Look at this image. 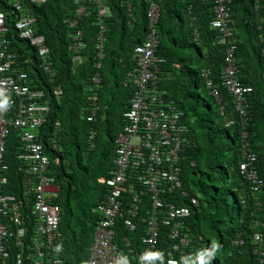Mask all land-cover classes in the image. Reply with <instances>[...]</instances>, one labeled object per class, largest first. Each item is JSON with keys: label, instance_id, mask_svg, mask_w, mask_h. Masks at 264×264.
Masks as SVG:
<instances>
[{"label": "trees", "instance_id": "trees-1", "mask_svg": "<svg viewBox=\"0 0 264 264\" xmlns=\"http://www.w3.org/2000/svg\"><path fill=\"white\" fill-rule=\"evenodd\" d=\"M65 2H23L26 13L37 18L36 31L46 37V46L51 50L54 79L64 91L62 98L56 99L50 73L41 67L37 49L18 37L14 27L16 12L10 14L12 5L0 0V9L10 14L8 37L16 57L14 66L29 74L33 87L45 91L52 104L40 133L52 162L50 175L56 178L60 188L55 203L61 207L58 254L63 264L89 263L100 221L99 208L106 203L110 192L102 180L110 178L114 168L117 146L113 128L117 125L122 132L126 125L125 113L135 89L127 84L128 73L136 66L133 60L136 46L151 32L149 10L153 2L160 8L155 24L159 40L156 57L160 60L157 88L167 102L175 103L184 112L183 120L190 130V143L184 147L180 163L181 184L172 183L162 197L165 204L191 210L182 226L190 245L180 264H198V254L210 250L213 243L219 247L210 264H264V0L226 3L232 16L228 26L236 37V41L228 42L222 41L223 33L212 26L216 18L213 0H106L110 18L104 33L105 57L100 68L97 47L103 29L99 7L87 0V15L73 28L67 20L75 18L80 6L71 0L64 17L61 12ZM129 3L135 7L132 19ZM78 31H83V45L71 36ZM234 45H237L241 83L252 88L243 100L246 117L224 85L227 51ZM67 48L74 50L70 54ZM75 56L80 62L74 63ZM205 71H210L214 87L208 86ZM97 74L103 82L95 90L92 80ZM121 77L127 81L123 86ZM214 90L219 92L218 97ZM117 94L122 97L116 99ZM89 97H96L99 107L94 122L88 121L93 102ZM112 101L119 107L116 115L111 114ZM56 121L62 124L59 151L52 144ZM92 133L95 138L91 141ZM15 135L12 132L7 142L9 185L5 192L23 199L24 165L17 159L20 145ZM104 142L110 143L109 146ZM249 155L256 156L248 172H258L257 183L248 178V173L242 174L241 165L248 162ZM150 199L147 193L135 219L138 224L135 233L124 225L131 198L126 195L123 199L126 206L118 219L115 244L127 264H144L139 256L144 248L140 240L150 218ZM193 199L199 201V206L192 204ZM22 212L28 221L30 205L25 204ZM32 225L28 226L24 264L31 263ZM169 232V227L162 228L156 264H168L167 255L173 243ZM124 238L131 239L132 246H126ZM240 240L243 243L237 244ZM18 251L13 249L10 258L0 264H16Z\"/></svg>", "mask_w": 264, "mask_h": 264}, {"label": "built area", "instance_id": "built-area-1", "mask_svg": "<svg viewBox=\"0 0 264 264\" xmlns=\"http://www.w3.org/2000/svg\"><path fill=\"white\" fill-rule=\"evenodd\" d=\"M12 3L16 12L14 27L18 37L27 41L37 49L41 67L51 73L50 49L46 46V38L37 35L35 28L38 20L26 13L24 0H4ZM45 4L48 0H30ZM87 0H76L80 6L72 20V27L78 26L89 10ZM98 6V17L105 29L109 11L105 6L106 0H88ZM128 1V0H127ZM208 1V0H203ZM216 4L214 11L216 18L212 26L220 29L224 37L222 41L234 39V33L228 26L232 23L231 10L226 3L230 0H213ZM11 5V4H10ZM135 10L133 3H129L128 11ZM10 13V12H9ZM159 17V7L153 2L149 12L152 32L145 42L138 45L134 60L136 66L129 73L134 89L129 110L125 113L126 125L118 141L114 168L110 178L104 183L109 187L106 203L99 208L101 221L95 233L90 249L89 264H120L122 254L115 244L117 223L122 216L126 195L130 196L132 203L128 209V217L124 219L125 227L135 233L138 218L144 203V197L150 194L152 207L150 218L146 224L145 234L141 237L143 245L139 254L144 264H156L158 258H146L149 254L158 253L156 248L160 242L162 228H170V238L173 241L167 255L168 264H180L185 259L186 248L190 245L189 236L183 232V220L191 215L188 207H179L174 204H165L163 195L168 192L171 184L180 186L181 159L184 147L189 144V127L183 120L185 114L175 103L167 102L163 93L157 88L158 63L156 57L158 39L154 28ZM10 14L0 9V102L5 98L8 105L0 108V263L10 258L13 249H21L27 240L28 226L33 224L35 244L32 245L30 264H63L58 254L60 239L61 207L55 203L59 194L56 178L50 175L52 165L50 157L42 143L40 130L45 126L48 115L52 111L47 94L43 90L34 89L29 83V76L20 72L14 66L15 54L11 50L9 39ZM74 40L83 45V31L73 34ZM97 47L100 51L99 60L103 59V39ZM227 40V41H226ZM237 46L230 47L227 51L224 85L235 97L237 108L243 116H247L243 102L245 95L252 92V88L244 86L238 78L236 66ZM101 67V64L98 65ZM207 84L214 87L210 79V71H205ZM53 74L51 79L53 81ZM93 84L100 88L102 78L97 74ZM53 96L61 99L63 89L58 86L53 88ZM219 96L217 90L213 91ZM99 107L96 103L92 106L89 122H94ZM62 124L56 121L52 136L53 149L60 150L58 141ZM12 132H16L19 150L17 159L24 165V194L23 199L15 194L6 193L9 185L7 173L9 165L6 163L7 142ZM95 138L92 133L90 140ZM248 162L241 165L242 174L248 173V178L257 183L258 172H248V167L256 161L255 155L248 156ZM172 184V185H173ZM126 194V195H125ZM187 195V194H186ZM124 196V197H123ZM30 205L29 220L26 221L22 209L25 204ZM194 206H199V201L192 200ZM257 239L259 237L257 236ZM126 246H132L131 239H123ZM242 244L243 241L236 242ZM134 251L131 250V253ZM16 264H24L22 253L16 255Z\"/></svg>", "mask_w": 264, "mask_h": 264}, {"label": "clouds", "instance_id": "clouds-1", "mask_svg": "<svg viewBox=\"0 0 264 264\" xmlns=\"http://www.w3.org/2000/svg\"><path fill=\"white\" fill-rule=\"evenodd\" d=\"M159 7V6H158ZM13 9V6L11 7V9H10V14L12 13V10ZM159 10H160V8H159ZM149 12H150V10H149ZM132 13H134V11L132 12ZM15 15V17H14V19L16 18V14H14ZM130 15V19H132L133 18V15L130 13L129 14ZM75 17V16H74ZM108 18L109 17H107V20H108ZM159 18V17H158ZM107 20L105 21V24L104 25H106V23H107ZM67 23L68 24H70L71 25V27H72V25H73V21H71L70 19H68L67 20ZM73 28H75V27H73ZM150 28H151V32H152V27H151V24H150ZM154 28H155V26H154ZM156 29V28H155ZM151 32L148 34V36L145 38V40L143 41V42H145L146 40H147V38L149 37V35L151 34ZM156 35H157V33H156ZM74 37V36H73ZM157 39H158V37H157ZM75 41V40H74ZM159 41V40H158ZM233 41H236V37H235V35H234V39H233ZM142 42V43H143ZM141 43V44H142ZM140 45V44H139ZM138 46V45H137ZM137 46H136V48H137ZM237 46V45H236ZM136 48H135V50H136ZM135 55H136V52L134 51V57H135ZM235 56H236V54H235ZM134 57H133V60H134ZM135 61V60H134ZM226 65V64H225ZM236 66L238 67V70H239V73H240V65H239V61H238V58H236ZM227 68V67H226ZM225 72V71H224ZM239 73H238V78H239V80H240V76H239ZM29 76V75H28ZM101 77V76H100ZM128 81H130V78H129V74H128ZM157 81V80H156ZM241 81V80H240ZM128 84V83H127ZM128 85H130V84H128ZM229 91V90H228ZM3 95V93L2 92H0V96H2ZM8 103H9V101L5 98L2 102H0V108H4V107H6L7 105H8ZM184 113V112H183ZM98 230V229H97ZM218 245L217 244H215V243H213L212 244V246H211V249L210 250H205V251H202V252H200L199 254H198V257H197V259H198V264H210V262L212 261V259L215 257V252H216V250L218 249ZM160 257V253H155V254H149L148 255V257H146V258H151V259H156V258H159ZM120 264H127V259L126 258H122V260H121V262H120Z\"/></svg>", "mask_w": 264, "mask_h": 264}, {"label": "crops", "instance_id": "crops-1", "mask_svg": "<svg viewBox=\"0 0 264 264\" xmlns=\"http://www.w3.org/2000/svg\"><path fill=\"white\" fill-rule=\"evenodd\" d=\"M159 11H160V10H159ZM128 13L130 14L129 11H128ZM131 14L133 15L134 13H131ZM108 17L110 18V14H108ZM37 25H38V23H37ZM106 25H107V24H106ZM106 25H105V29L103 30V34L100 35V38L102 37V39H103V45H104V39H105L104 33H105L106 30H107ZM36 29H37V28H35V31H36ZM36 33H37V35H42V34H38L37 31H36ZM73 34H74V33H73ZM73 34H71V36H73ZM42 36H44V35H42ZM44 37H45V36H44ZM45 38H46V37H45ZM99 43H101L100 40H99ZM74 47H75V45H74ZM74 47H73V48H74ZM48 48H49V47H48ZM73 48H72V50H74ZM49 49H50V48H49ZM75 50H76V49H75ZM76 51H77V50H76ZM102 55H103V58H104V57H105L104 51H103ZM37 56H38V58L40 59L38 53H37ZM98 56H100V51H99V55H98ZM14 60H15V59H14ZM77 61L80 62V59H79V57H76V56H75V57H74V62L77 63ZM49 62L51 63V50H50V60H49ZM99 64H101V66H102V60L98 63V65H99ZM98 65H97V66H98ZM20 72H24V71H20ZM45 72H46V71H45ZM25 73H26V72H25ZM47 73H49V72H47ZM55 73H56V72L54 71V69H53V67H52V63H51L50 84H52L54 87H58V86L61 87L60 84H58L57 82H55V79H54V78H55V75H56ZM129 73H130V72H129ZM51 74H53V76H54V77H53V81H52V79H51ZM28 75H29V74H28ZM32 81H33V79L29 76V83H30V85L33 87V84H32L33 82H32ZM102 82H103V81H102ZM101 85H102V84H101ZM54 87H53V88H54ZM33 88H34V89H37V88H35V87H33ZM61 88H62V87H61ZM92 88L95 89V90H96V89H99V88L96 87L94 84H93V87H92ZM89 89H90V88H89ZM37 90H39V89H37ZM93 91H94V90H93ZM90 99L93 100V102H92L91 105H90V112H89V113H90V116H91V114H92V106H93L94 103H96L97 98H96V97H92V98L89 97V100H90ZM94 100H95V102H94ZM48 101H49V100H48ZM50 104H51V103H50ZM96 104H97V103H96ZM51 107H52V104H51ZM90 116H89V117H90ZM121 133H122V132H121ZM41 136H42V135H41ZM116 145H117V143H116ZM61 149H62V147L60 146V150H61ZM6 163H7V159H6ZM8 165H9V164H8ZM106 179H107V178H106ZM106 179H103L102 182L104 183V181H105ZM101 218H102V217H101V215H100V221H101ZM100 221H99V222H100ZM98 227H99V226H98ZM97 229H98V228H97ZM26 241H27V240H25V242H24L25 245H24L21 249H19V248L16 249V250H19V251L16 253V255H17L18 253H22V254H23V252H24V248L26 247ZM31 243H32L31 245L34 246V244H35L34 232H33V237H32ZM23 255H24V254H23ZM31 262H32V261H31Z\"/></svg>", "mask_w": 264, "mask_h": 264}, {"label": "rangeland", "instance_id": "rangeland-1", "mask_svg": "<svg viewBox=\"0 0 264 264\" xmlns=\"http://www.w3.org/2000/svg\"><path fill=\"white\" fill-rule=\"evenodd\" d=\"M70 3H71V0H67V2H65V3H63V11L61 12V15H63L64 17H65V15H66V10L68 9V5H70ZM11 5H12V3H10ZM68 35V34H67ZM67 38H68V40H71L70 38V36H67ZM67 51L71 54L72 53V48H67ZM131 53H129V55H130ZM75 63V62H74ZM74 65H76V64H74ZM79 65V64H78ZM120 70H123V68H121V69H119V71ZM123 74H124V71H123ZM129 74V73H128ZM126 82L127 81H123V77H121V81H120V83H121V85L123 86V85H125L126 84ZM83 85H84V83H83ZM122 97V95H120V94H117L116 95V99H119V98H121ZM94 102H95V100H94ZM109 102H111V101H109ZM113 102V101H112ZM112 109H111V114L112 115H116L117 113H119V107H118V105H117V102H113L112 103ZM204 108V107H203ZM113 119H114V117H112ZM77 124V126L80 124V123H78V121L76 122ZM113 130H114V133H115V142L117 143V141H118V139H119V137H120V135H121V131L119 130V128L117 127V125H115V127L113 128ZM80 138H81V136H80ZM104 144H106L107 146H109V144L110 143H107V142H104ZM117 146V145H116ZM194 179L195 180H197L198 178L196 177H194ZM59 196V194H57L56 195V197H58ZM29 250H30V256L32 257V254H33V252H32V248L29 246ZM89 264V263H88Z\"/></svg>", "mask_w": 264, "mask_h": 264}]
</instances>
